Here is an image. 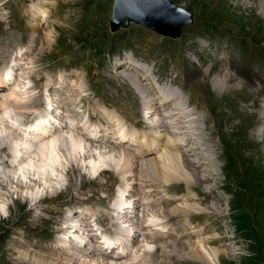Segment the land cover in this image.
Instances as JSON below:
<instances>
[{"label":"rangeland","instance_id":"1","mask_svg":"<svg viewBox=\"0 0 264 264\" xmlns=\"http://www.w3.org/2000/svg\"><path fill=\"white\" fill-rule=\"evenodd\" d=\"M56 2L57 0H0V57L7 56L8 62L12 61L21 64V67L18 70H14L15 75L17 74L18 76L19 86L14 87V89L11 88L9 90H4V93H2V95L7 94L8 96H11V98L8 102L5 99H2L3 105L0 104V116L4 115L3 112L5 109H8V118L10 120H15V122L18 123L26 122L30 116L28 112L38 106V104H31V99L37 94V92L48 82L57 83L66 79L65 81H68L69 84L64 87L67 89L71 87V85L74 87L72 86V88H70L71 94H67L66 98V103L69 102L70 105L65 102V105L62 104V99L65 98V96L63 97V93H66V90L59 92L60 104L63 105H61V110L63 111L65 108L66 111L64 109L63 114H68L67 117L73 119L76 123L74 128H72L73 131L70 128L68 131V127L65 126L66 128L59 129L49 137L47 136L40 139L42 141L39 140V142H32V147H36V144L38 143L36 150L31 152V154L28 155V158L21 162L19 169L8 172L16 173L20 168L26 165L27 170L29 167H32V164L34 165V162L31 161L35 160L37 171L34 172V175H32L31 178L34 176L38 178L40 182H32L34 183H31L34 185L32 189L27 188L24 194H20L22 195L20 198V196L15 193L7 196L6 191L5 194H1L3 189L0 186V195L5 196L4 198L0 197V208H2V211H0V264H23L25 262V264H37L38 262L41 264H53L52 260L45 256L49 253L55 257H57V255L63 257L67 255V258H72L73 256L81 258L79 263L86 261V259L94 261L98 259L102 261L103 259L100 258L102 256L99 253L93 254L92 256L83 255L80 257L81 255L79 256L76 254L71 256L68 253H60L55 247L58 245L64 247V245L67 246L69 244L67 241H70V238L64 233L61 224L64 226L66 224L64 222H70L71 217L75 216L74 221L76 222H80L79 219H82L81 221H83L84 218L85 222H87L88 219L92 224L94 223L95 226L100 224L99 219L101 216L108 213L111 215L109 204L117 188L120 190L122 189V191L130 192L129 198L132 202L136 201L135 205L137 204L140 210L137 208L135 215L136 213L138 214V211L141 214V217L139 214L137 216L141 222L138 224L141 225L144 222L152 224L160 223L158 228H160V231L163 230L165 232L168 230H176L177 227H180V236L185 237L181 241L187 240L186 238L189 236L191 242H200L206 249L219 247L221 250L226 251V254H224L223 257L217 258L211 251L207 250L211 255V259L214 261V264H251L252 261L260 262V260H263L262 262L264 264V136H261V133L256 131L258 129L256 120L259 116L264 115V109L260 106L262 100L259 98V88L256 87L257 84L250 82L253 88L247 89L245 92L240 91L244 89L243 87L216 91L213 81L214 75H220L219 72H221L220 70L222 69H220V67H215V69L210 70L211 74L210 71L208 75L204 74L207 72L206 69L211 67V63L204 62V59L208 61L212 57H216L220 60L223 56V54L217 52L215 45L224 52L229 50L241 55L244 54L246 49L251 48V46L255 49L258 47L256 50L254 48L250 49V52L257 57L264 58V53H260L264 52V13L261 6L264 4V0H163L165 6L174 9L172 14H183L184 11H187L192 15V20H194L192 24L186 23L183 26V32L181 31L182 36L178 39H171L162 36L150 29L136 24L135 22H131L126 28H121L116 32H112L110 27L113 22L118 19L121 20L123 16L128 15L126 13L128 11L125 7L126 5H124V10L118 15V10L115 11L116 0H60L58 3ZM45 3L53 4L52 9L57 10L56 12L53 11V15L51 18L49 17V20L48 18H45L47 21L45 19L43 20L45 15L43 11L45 8H48L44 5ZM56 4H58V6L55 9L54 6ZM125 4H127L126 1ZM138 9H140V7H138ZM52 19L58 20L56 28L49 27L48 22ZM51 23H54V21ZM220 24H222V26ZM219 25L220 31L217 30ZM50 29L54 30L55 41L49 46L43 42V36L44 33L48 32ZM218 33L220 36L227 38L221 41L214 40V35L219 36ZM198 34L203 36V43L200 42L203 41V39L199 40L201 37ZM234 36L236 37V41L233 44H230L229 41L232 40ZM36 40H38V51L35 50V54L31 55L30 52H32V49L28 48V46L32 44L36 45ZM115 46L120 47V49H114V52L110 51L109 54L100 57L98 56L99 52L97 51H101V49L105 48L107 52ZM127 47L132 48L133 52L128 50ZM23 51L25 52L22 54ZM185 58L193 60L196 66L193 68V74L189 77L191 81L187 80V75L188 72H190L188 71V68H191L192 63ZM215 61L216 60H213L212 64H215ZM251 61L252 60L246 61V63ZM121 62L125 63V68L123 67L117 70L116 67ZM138 63H140L139 66L144 64L141 66L140 70L143 69V71L146 72L148 71L146 70L147 68L152 67L151 69L155 71L154 75H151L153 83L152 85L150 84V86L154 89L156 88V92L158 91V88L155 85V83H157V78L162 82L161 84H164L165 82L170 81L168 78L171 76L173 79L172 83H181L184 82V78L186 79L185 84H183L185 103L186 100H188V95L194 96L192 99L196 105L194 113L189 117H185L181 113L176 115H181L179 117L184 121V128H182L183 132L180 131L179 133H173L172 135L169 134L170 138H173L181 145L178 148L181 150L175 149L174 152H179V154L185 152L183 153V158L180 156V158L177 159V162L183 163L184 159V164L189 169L187 173H189L191 177L193 176V181L184 178V175H180L181 179L170 176L172 180L174 179V184L165 185L160 181L163 176L160 175L158 170L142 167L141 164L143 163L142 160L144 158L142 159L141 157L138 161H134L135 159L132 160L130 152H133V154L135 153V156H138V151L135 149V146L128 142L113 143V141L108 140V137H111L110 139H115V137L118 136L120 137L122 131L126 133L131 141H134L135 139V141H137L136 135L139 133L146 134V137L149 138L148 140L152 139L151 141H155L157 134L161 132L159 129L156 130V128H153L152 126H146L143 124L144 121L142 120L141 112L146 105L143 106L144 104L140 103L139 97L133 89L135 86L132 85V82L130 83L128 78V74H132L129 70H132L134 67L136 68L135 65H138ZM164 63L166 64L163 67ZM2 64L5 63L0 60V65ZM120 65L122 66V63ZM160 65L162 67H160ZM217 70H219V72ZM178 71H181V73H178ZM260 73L264 79V69H260ZM136 77H138V75H136ZM23 79L24 81H22ZM234 79H232V84H230L229 87L234 86V83L240 80L239 78ZM143 87H136V89L143 94L148 86L144 83ZM48 89H50V87H48ZM100 91H102V93H100ZM11 93L13 96L15 95L17 99L14 98ZM245 93L248 94L246 95ZM103 94H106L107 97ZM84 95L86 96L84 97ZM242 96L246 98L251 97L250 99H253L254 96L257 104L251 103L245 106L240 105L237 108V113H232V110L226 106V103L233 98H239V100L244 103L252 102V100L249 99L245 100L246 98H243ZM24 101H27L26 107L25 105L23 106V104H25ZM223 101H225V103ZM5 102L6 105H4ZM11 104H14L16 108ZM7 105L10 106L8 107ZM170 106L172 107L171 110L167 109L170 110L167 114L168 121L170 120L169 114L172 113V115H175L173 111L178 110V108H174L175 105L173 106V104H171ZM70 108H72L73 113ZM25 109H28L27 112ZM138 109H141L140 112ZM20 111H22V115ZM104 114L106 115L104 116ZM110 115H113L114 118ZM159 116L160 115H158V117ZM197 118L199 121L195 124L193 121ZM0 120L2 121H0V145L9 143L16 145L14 147H17L18 144L16 141L22 139H20V135L13 127L14 125L12 121H8L5 116H2V118L0 117ZM76 120L78 122H76ZM153 120H158L157 115ZM99 122L101 125H104V128L99 125ZM113 122H115V125ZM188 122L191 123L189 124ZM143 126H145V128ZM107 127H109V129H107ZM205 127L208 129L207 134L210 137L207 139L209 143L205 147L206 151L203 148L200 149L202 144L199 145L198 143L200 147L196 146L193 150L189 149V152L187 153V149L191 148L190 145H193L194 142L197 141L196 139L202 137L203 134L199 135V137L197 135L194 138H190L188 142V136L190 137V135L186 130L190 128L189 130L194 132H198L196 131L197 129L206 131V129H204ZM83 128L86 130L90 129L94 133H97V130L101 133L104 132V139H106V137L108 139L101 140V143L100 141H91L90 143ZM173 128L178 129L177 127ZM152 129L155 130L153 131ZM9 131L13 133H10ZM64 132L65 134L69 133L70 135H73L74 133L79 137L82 136L80 138L83 140L78 138L77 141V146L81 148V153H83V150L86 148H89L87 147L90 146L89 144L95 149L93 151L94 153L91 154L93 156L85 153L87 158L85 159V166L82 169L78 166L75 170H71V172L68 171L71 161L75 158L72 159L71 155L68 156L69 145L72 140L65 141L61 140V138L59 139L60 141H55V150L51 148L54 146V139H57V137H55L57 136L56 134L59 136H65ZM108 132L109 136L106 135ZM11 134H14V139L8 138V136L12 137ZM15 136L18 138L16 139ZM47 138L53 145L51 144V147L48 148V150L46 149L47 152L45 151V153H43L39 151V153V144ZM22 141L25 142L24 140ZM184 141L185 143H183ZM100 145L105 147H109L110 145L109 148L116 150L121 154L118 156L115 154V151V153H112L113 155L109 153L98 155L99 149L97 147H101ZM127 146L129 148H124ZM208 146H212V148H207ZM226 146L228 147L227 152L224 151V147ZM127 150V154L131 159H128L129 157L127 156V158L124 154V151ZM135 150L137 152H135ZM162 151L163 150H157L154 154L147 155V158L145 159L153 160L150 157H153L158 153L161 154ZM200 151H202V153H200ZM45 156H47V160H49L50 163L53 164L55 162L52 168L44 165L46 163ZM98 157L100 158L99 161ZM212 157H217V162L214 163V161L210 160ZM11 159H13V157H11ZM101 160L104 162H101ZM116 160L117 162L115 163ZM119 160H121V162H119ZM93 161H95V163H93ZM29 163L32 164L30 165ZM92 163L94 164V167L92 166ZM104 164L106 167H104ZM97 166L100 168L99 170L96 168ZM133 166L134 168L131 172L130 167ZM125 167H127V170ZM0 168H4L1 166V163ZM50 171L54 173L53 179L47 178L46 176L42 177L43 172L49 173ZM136 174H139L140 176L138 177ZM27 175L29 174L21 173L20 178L28 181L30 179L27 178ZM127 175L128 177H126ZM145 176L148 177L146 178ZM133 178L136 180H132ZM123 179L125 181L128 180L126 181L127 183L122 181ZM161 182L164 185L161 186ZM177 182L181 183L175 184ZM134 184H136L135 186L137 187L132 190ZM15 186L16 182L12 185L13 191L16 189ZM62 187H67V189L63 192H55L56 188L61 191ZM148 188L151 189L148 190ZM32 192L34 194H31ZM175 193H178V199L174 197ZM29 197H42V200L40 201H45L43 204L39 205V201L35 204L36 202H32ZM45 197H47V199H45ZM50 198L53 199L51 200ZM59 199H63V201L59 202ZM137 200H139V202H137ZM140 200H142V202ZM145 201L148 203L143 204ZM187 203H194L193 205H197L200 210H197V212L194 213L184 214L181 217H179L180 215H176V218L172 217L173 219H164L166 220L165 222H160L162 218H166L164 214L159 215V213H164L162 211L163 208L167 210L175 204L184 205ZM241 204L246 205V208H239ZM81 207L84 208V211L79 214L77 212H80ZM145 207H151V209L153 207L154 211H143ZM59 208L60 210H58ZM156 208L158 211H156ZM89 212H92L94 215L90 214V216ZM44 213L45 215L43 216ZM155 213L158 214L156 215ZM165 213L170 214L171 212ZM50 216L56 217L57 220L66 219L67 221L65 220L58 223L50 222L48 218ZM110 225L111 223L108 221L105 227L108 232H111L110 229H108V227L110 228ZM129 227L136 233L134 246H129V248L133 249V252L136 253L132 254L133 257L131 259L124 258L121 262H125L126 264H144L145 262L147 264H206L202 258L197 256L190 249L189 244L181 245V250L171 248L174 244L173 242L177 241V239H168L165 241L166 245L171 246L167 247L169 249L162 246L157 249L158 251L156 253H153L155 251L148 253L146 248H149L152 244V246H154L155 243H148L144 236L142 237V235H138L137 229L132 223ZM189 229L191 230L189 231ZM189 232H192V234ZM22 233H28V236L22 239ZM70 233L73 234L74 231L72 230ZM81 234L83 235L82 231L77 233L76 237ZM84 235L87 236V233L84 232ZM64 238L68 240H65ZM152 240L154 241V239ZM178 241L180 240L178 239ZM21 242L24 244L22 245ZM82 245L83 244H81V247ZM68 246L70 247L71 244ZM86 246L91 247V245L84 243L82 249ZM32 248L36 249V251L31 250ZM162 249L163 251H161ZM87 250H89V248ZM51 251L54 254L51 253ZM150 259L153 260L152 263ZM113 261L115 260L111 259L107 264H116ZM64 263L65 261L59 262V264Z\"/></svg>","mask_w":264,"mask_h":264},{"label":"bare ground","instance_id":"2","mask_svg":"<svg viewBox=\"0 0 264 264\" xmlns=\"http://www.w3.org/2000/svg\"><path fill=\"white\" fill-rule=\"evenodd\" d=\"M125 1H126V3L127 4H125ZM142 1H144V0H142ZM8 3V2H7ZM11 3V2H10ZM44 3V2H43ZM48 3V2H47ZM124 5H126L125 7L127 8V10H129V11H131L132 12V14H135V13H138V14H140V15H142L143 17H147V15L150 13V11H152L153 9H154V6L153 5H151V6H149V7H145L144 8V6L143 5H146L145 3H143V2H136V0H121V5H120V8L118 9V12H119V14L118 15H120V12H122V10H124ZM262 6V11H263V13H264V4H262L261 5ZM133 7H135L136 9H138V7H140V9H138V10H140V12L139 11H137L136 9H134ZM172 8V7H171ZM157 9L158 10H160V11H163L162 10V8L161 7H157ZM14 10V9H13ZM43 13L45 14L44 15V18H43V20L45 19V18H48V20H49V17L51 18V16L53 15V10L51 11L49 8H45L44 9V11H43ZM126 13H128V11L126 12ZM42 14V13H41ZM42 16V15H41ZM40 16V17H41ZM149 16V15H148ZM171 16H172V18L171 19H169V20H173V19H176L177 18V14H171ZM128 17H129V15L128 16H126L125 18H127L128 19ZM2 19V18H1ZM46 20V19H45ZM53 20V19H52ZM52 20H50L49 22H48V24H49V27H52V28H56V24H58V20H53L54 21V23H51V22H53ZM120 19H118V21H119ZM168 20V21H169ZM47 21V20H46ZM57 21V22H56ZM199 21V20H198ZM203 21V20H202ZM42 22V21H41ZM132 22V21H131ZM217 22V21H216ZM205 23V22H204ZM215 23V22H214ZM220 23V22H219ZM225 23V22H224ZM42 24V23H41ZM51 24V25H50ZM206 24H207V22H206ZM210 26V25H209ZM217 26H218V24H217ZM215 27V26H214ZM220 31V30H219ZM54 30L53 29H50L48 32H45L44 33V36H43V42H45L46 44H48L49 46L50 45H52V43L55 41L54 40ZM214 34V33H213ZM212 34V35H213ZM216 34V33H215ZM219 34V33H218ZM187 35V34H186ZM220 35V34H219ZM211 36V35H210ZM194 38V37H193ZM37 42H38V40H36V45H29L28 46V48H31L32 49V52H30V54L31 55H34L35 54V52L36 51H38L37 50ZM228 42V41H227ZM195 43V42H194ZM256 43V42H255ZM215 44H216V42H215ZM259 44V43H258ZM9 45V44H8ZM14 45V44H13ZM194 45V44H193ZM3 46V45H2ZM12 46V45H11ZM258 46H260V45H258ZM16 47V46H15ZM196 47V46H195ZM4 48V47H3ZM254 48V47H253ZM261 48V47H260ZM264 48V47H263ZM6 49V48H5ZM8 49V48H7ZM12 49V48H11ZM255 49V48H254ZM36 50V51H35ZM256 50V49H255ZM262 50V49H261ZM9 51V50H8ZM7 52V51H6ZM11 52H12V50H11ZM25 51H23L22 52V54L24 53ZM239 53V52H238ZM260 53H264V52H260ZM259 55V54H258ZM123 57V56H122ZM127 57V56H126ZM125 57V58H126ZM129 58V57H128ZM130 59V58H129ZM0 60H2V61H6V57L5 56H2V58L0 57ZM130 61V60H129ZM160 62V61H159ZM163 63V62H162ZM166 63H167V61H166ZM166 63H164L163 64V67L165 66V64ZM125 63H122V66L121 65H119L118 67H117V70H119L120 68H123L125 65H124ZM140 63H138V65H139ZM5 65H7V63H5ZM144 65V64H143ZM143 65H141V66H143ZM136 66V65H135ZM133 67V66H132ZM144 67H146V66H144ZM148 67V66H147ZM160 67H162L161 65H160ZM12 68H14V67H12ZM125 68V67H124ZM135 68V67H134ZM130 69L129 71L132 73V74H128V78H129V81H130V83L132 82L133 84L132 85H134L135 86V88L137 87V88H140L141 86L143 87L144 86V83H145V85H147V86H149L151 83H153V81L150 79V74H151V71H149L148 69H151L150 67L149 68H147L146 70H148V71H143V69H141L140 70V68H138V67H136L135 69ZM143 68V67H142ZM166 68H167V66H166ZM212 69H215V67L213 66H211V67H209V68H207L206 70H207V72L206 73H204V74H206V75H208V73H209V71L210 70H212ZM4 70V68L3 67H1V69H0V72L1 71H3ZM21 70V69H20ZM125 71V70H124ZM218 72H219V70H217ZM221 72H219L220 73V75H214V79H213V81H214V85H215V88H216V91H223V90H225V89H238V88H240V87H243L244 89L243 90H240V91H242V92H245V90H247V89H252L253 87L251 86V84H250V82L249 81H246V80H238V82H236V83H234V86H232V87H229L230 86V84H232V79H237V77L236 76H234L233 75V73H231L230 71H228V70H220ZM138 72V73H137ZM158 72V71H157ZM25 73V72H24ZM120 73H122V72H120ZM210 74H211V71H210ZM23 75V74H22ZM136 75H138V77H136ZM162 75V74H161ZM117 76H118V74H117ZM159 76V75H158ZM164 76V75H163ZM79 77V76H78ZM155 77V76H154ZM175 77V76H174ZM23 78H25V77H23ZM9 80L10 81V79L7 77H2V76H0V100L1 99H5L7 102L10 100V98H11V96H8L7 94H4V95H2V93H4V90L7 88V87H11V86H16V85H18L19 83H18V81H15V82H13V83H7L8 81H6V80ZM61 79V78H60ZM79 79V78H78ZM114 79V78H113ZM118 79V78H117ZM121 79V78H120ZM169 79V78H168ZM176 79V78H175ZM174 79V80H175ZM234 79V80H235ZM66 80V79H65ZM61 81V82H57V83H47V87H50V90L51 91H53V92H55V93H59L60 91H63V90H66V93H63L64 95H63V97L65 96V98L64 99H62L63 100V105H65L64 104V102L66 103V101H67V94H71V92H70V88H72V86L73 85H71V87H69L68 89L66 88V87H64L65 85H67V84H69V82L68 81ZM68 80V79H67ZM22 81H24V79L22 80ZM124 81V80H123ZM128 81V82H129ZM154 81H155V79H154ZM161 82V81H160ZM168 82V81H167ZM175 82V81H174ZM74 83V82H73ZM156 84V83H155ZM81 85H82V83H81ZM154 85V84H153ZM254 85V84H253ZM76 86H77V84H76ZM74 87V86H73ZM150 87V88H149ZM144 92H143V97H145V98H148V99H146V100H148V103H147V111L145 112V114H146V117L147 116H149V114H151V116L154 118L156 115H157V123H161L159 126L158 125H153L154 127H162V128H164L165 130H167L162 136H164V137H166V139H158L157 140V142H156V145L157 146H159V145H162L163 147H164V152L162 151V153L160 154V153H158V154H156L155 156H153V157H150V158H152L153 160H149V159H145V158H147L145 155L146 154H148V153H150V152H152V151H154L155 150V148H154V144L153 143H151V144H145V142H146V134L145 135H143L142 136V140L140 141V143L141 144H145V151L142 153V154H140V157H139V155L138 156H135L134 154H133V152H130V156H132V160L133 159H135L134 161H138V160H140L139 158H141L142 157V161H143V163L141 164L142 165V167L143 168H145V167H147V168H149V169H153V170H158L159 171V173H160V175H162L163 177H162V179L160 180V181H162L165 185H169V184H172L173 183V181H174V179L172 180L171 179V177L170 176H173V177H176L177 179H181V177H180V175H184L185 177L184 178H186V179H189V180H191V181H193V179H192V177L189 175V173H187L188 172V168L185 166V164H184V159H183V163H178L177 162V159H179L180 158V156L182 157V156H184V154L183 153H185V152H181V154H179V152H177L176 153V151L174 152V151H171L172 150V148H174V146L175 145H177L178 143L173 139V138H170L169 137V133H171V132H173L174 133V130L172 129V125H173V127H177L178 129H175V131H176V133H179L180 131H182L183 132V129L182 128H184L183 126V124H184V121L181 119V117H179V116H181V115H179V116H176V115H178V112L177 111H173V113H175V115H172V113L171 114H169L170 115V120L168 121V119H167V117H168V111H170L171 110V106H170V104H172L173 102H175L176 103V106L174 107V108H177V100H179V99H182V95L179 93V92H177L176 90H170V89H165V92L163 93V95L162 94H155V92H154V90H153V87L151 88V86H149ZM256 87H257V85H256ZM80 88V87H79ZM144 88V87H143ZM142 88V89H143ZM14 89V88H13ZM12 89V90H13ZM74 89V88H73ZM78 89V88H77ZM156 89V88H155ZM24 90V89H23ZM79 90V89H78ZM83 90V89H82ZM20 91V90H19ZM75 91V90H74ZM74 91H72V92H74ZM80 91V90H79ZM239 91V92H240ZM15 92V91H14ZM17 92H18V89H17ZM25 92V91H24ZM76 92H78V91H76ZM248 92V91H247ZM6 93H7V91H6ZM21 93H23V92H21ZM238 93V92H237ZM253 93V92H252ZM257 93V92H256ZM255 93V94H256ZM12 94V93H11ZM74 94H76V93H74ZM240 94V93H239ZM246 94V93H245ZM248 94V93H247ZM246 94V95H247ZM33 95H35V94H33ZM33 95H32V97H33ZM78 95V94H77ZM238 95V94H237ZM12 96H13V94H12ZM75 96V95H74ZM83 96V95H82ZM86 95H84V97H85ZM210 96V95H209ZM241 96V95H240ZM245 96V95H244ZM14 98H16L15 97V95L13 96ZM31 97V98H32ZM62 97V98H63ZM80 97H81V95H80ZM107 97V96H106ZM210 97H212V96H210ZM237 97V96H236ZM236 97L235 98H233L232 100H230V101H228L227 103H226V106H228V108L229 109H231L232 110V113H234V114H236L237 113V108L241 105V106H245V105H248V104H257L255 101V99H253L252 100V102H250V103H244V102H242V101H240L239 100V98L238 99H236ZM243 97V96H242ZM29 98V97H28ZM27 98V99H28ZM132 98H134V97H132ZM243 98H246V97H243ZM249 98H251V97H249ZM256 98V97H255ZM17 99V98H16ZM215 99V98H214ZM241 99V98H240ZM76 100V99H75ZM74 100V101H75ZM82 100V99H81ZM134 100V99H133ZM244 100V99H243ZM12 101H13V98H12ZM17 101V100H16ZM87 101V100H86ZM187 101V100H186ZM20 102V101H19ZM25 102V101H24ZM27 102V101H26ZM26 102H25V104H23V106L25 105V107H26ZM29 102V101H28ZM61 102V101H60ZM212 102V101H211ZM224 103H225V101H223ZM21 103V102H20ZM41 103V94H36L32 99H31V104H33V105H35V104H40ZM69 103V102H68ZM68 103H66V104H68ZM92 103V102H91ZM216 103V102H215ZM61 104V105H62ZM72 104H75V103H72ZM140 104V103H139ZM242 104H244V105H242ZM261 105L260 106H262L263 107V109H264V104L263 103H260ZM4 105H6V102H5V104ZM11 105H13V107H15L14 106V104H11ZM62 105V106H63ZM68 105H70V103L68 104ZM78 105V104H77ZM82 105V104H81ZM8 107L10 106V105H7ZM7 106H4V107H7ZM21 106V105H20ZM91 106V105H90ZM89 106V107H90ZM136 106H137V104H136ZM143 106H145V104L143 105ZM173 106H174V104H173ZM1 107V106H0ZM3 107V108H4ZM18 107V106H17ZM22 107V106H21ZM33 107V106H32ZM69 107V106H68ZM80 107V106H79ZM134 107V106H133ZM259 107V106H258ZM16 108V107H15ZM137 108V107H136ZM14 109V108H13ZM62 109V108H61ZM65 109V108H64ZM64 109H63V111H64ZM71 110H72V108H70ZM76 109V108H75ZM74 109V110H75ZM144 109V108H143ZM142 109V110H143ZM167 109H170V110H167ZM197 109V108H196ZM225 109V108H224ZM22 110V109H21ZM24 110V109H23ZM26 110V112H27V110L28 109H25ZM30 110V109H29ZM84 110V109H83ZM90 110V109H89ZM93 110V109H92ZM139 110V109H138ZM141 110V109H140ZM140 110H139V112H140ZM195 110V109H194ZM15 111H17V110H15ZM65 111H66V109H65ZM82 111V110H81ZM80 111V112H81ZM106 111V110H105ZM166 111H167V113H166ZM21 112V115H22V111H20ZM77 112H79V111H77ZM110 112V111H109ZM4 113V112H3ZM29 113V112H28ZM72 113H73V110H72ZM105 113V112H104ZM263 113V112H262ZM24 114V113H23ZM66 114V113H65ZM74 114H75V112H74ZM94 114V113H93ZM98 114V113H97ZM109 114V113H108ZM117 114V113H116ZM140 114V113H139ZM193 114V113H192ZM259 114H260V111H259ZM2 115V114H1ZM68 114H66V116H67ZM73 115V114H72ZM77 115H78V113H77ZM95 115H96V113H95ZM106 114H104V116H105ZM113 115H114V113H113ZM113 115H110V116H112L113 117ZM118 115V114H117ZM158 115H160L159 117H158ZM172 115V116H171ZM3 117H4V115H2ZM2 116H0L1 118H2ZM82 116V115H81ZM80 116V117H81ZM103 116V117H104ZM109 116V115H108ZM197 116V115H196ZM195 116V117H196ZM19 117H21V116H19ZM73 117H74V115H73ZM22 118H23V116H22ZM24 118H25V116H24ZM106 118H107V116H106ZM105 118V119H106ZM114 118V117H113ZM190 118H192V117H190ZM194 118V117H193ZM26 119V118H25ZM75 119V118H74ZM81 119V118H80ZM108 119L110 120V118L108 117ZM2 120V119H1ZM0 120V121H1ZM4 120V119H3ZM6 120V119H5ZM19 120H20V118H19ZM23 120V119H22ZM73 120V119H72ZM83 120V119H82ZM81 120V121H82ZM117 120V119H116ZM188 120V119H187ZM80 121V122H81ZM112 121H113V119H112ZM118 121V120H117ZM142 121V120H141ZM199 121V119L197 118V119H195L193 122L196 124L197 122ZM257 127H258V129L256 130L257 132L259 131L260 133H261V136H264V115H262V116H259L258 118H257ZM2 122V121H1ZM76 122H78L77 120H76ZM79 122V123H80ZM104 122V121H103ZM107 122V121H106ZM105 122V123H106ZM111 122V121H110ZM147 122H149V121H147ZM183 122V123H182ZM187 122V121H186ZM43 119L41 118V119H39L38 120V122L34 125V127H35V130H40V129H46L47 130V128H45V127H43ZM84 123V122H83ZM189 124L191 123V122H188ZM187 123V124H188ZM111 124V123H110ZM113 124L115 125V122H113ZM118 124V123H117ZM83 125V124H82ZM99 125H101V123L99 122ZM84 126V125H83ZM102 127L104 126V125H101ZM101 126H100V128H101ZM198 126V125H197ZM65 127V126H64ZM85 127V126H84ZM110 127V126H109ZM109 127H107V129H109ZM144 127V126H143ZM189 127H190V125H189ZM199 127H200V125H199ZM66 128V127H65ZM76 128V127H75ZM104 128V127H103ZM103 128H101L102 130H103ZM112 128V127H111ZM152 128V127H151ZM202 128V127H201ZM68 129V131H69V128H67ZM71 129V128H70ZM79 129V128H78ZM84 129V128H83ZM106 129V128H105ZM104 129V130H105ZM106 129V130H107ZM114 129H116V128H114ZM186 129H187V125H186ZM190 129V128H189ZM186 130V131H188V134L190 135V137L188 136V142H189V139L190 138H194L195 136H197L198 135V137H199V135H202L203 134V136L202 137H200V138H198V139H196L197 141H195L194 142V144L193 145H190L191 146V148H188L187 150V153L189 152V149H195V147L196 146H199L200 144H202V146L200 147V149H204L205 150V147H206V145L209 143V141L207 140V139H209L210 137H209V135L207 134V131H208V129H206V127L204 128V129H206V131H201L200 129H197L196 131H198V132H194V131H192V130ZM203 129V130H204ZM10 130V129H9ZM72 130V129H71ZM95 130H96V128H95ZM153 130V129H152ZM155 130V129H154ZM153 130V131H154ZM156 130H158V129H156ZM34 131V130H33ZM73 131V130H72ZM77 131V130H76ZM75 131V132H76ZM10 132V131H9ZM56 132V131H55ZM67 132V131H66ZM96 132H98V130L96 131ZM100 132V131H99ZM114 132H116V131H114ZM10 133H13V132H10ZM58 133V132H57ZM104 133V132H103ZM113 133V132H112ZM129 133V132H128ZM132 133V132H131ZM138 133V132H137ZM148 133H150V132H148ZM9 134V133H8ZM31 134V132L29 133V135L28 136H25L24 135V137L25 138H27V140L25 141V142H23L22 140H15L16 141V143L18 144V146L17 147H14V146H16V145H13V144H7V143H5V144H2V145H0V157H1V166H3L4 168L3 169H1L0 168V186L2 187V189H3V191H2V193L1 194H5V191L7 192L6 194H7V196L8 195H11V194H18V196H20V198L22 197V195H20V194H24L25 193V190L28 188V189H32V187L34 186V185H32V184H34V183H32V182H35V183H39L40 181L38 180V178H36V177H34L33 176V178H31L32 177V175H34V172H36L37 170H36V165H35V160H32L31 162H34V165L32 164V163H29L30 165L32 164V167L30 168H28L27 170H26V167H27V165L26 166H23L22 168H20V170L18 171V172H16V173H8V172H10V171H15L16 169H19V167H20V165H21V162H23V160H25V159H27L28 158V155H30L31 154V152H34L35 150H36V147H38V143L36 144V147H32V145H31V143H32V141H34V139H33V137L30 135ZM56 134V133H55ZM54 134V135H55ZM59 134V133H58ZM58 134H56L57 136H55V137H57V139H54V146L53 147H51V144L52 143H50V140L47 138V139H45V140H43V142L42 143H40L39 145H40V148H39V150H38V152L39 151H41V152H43V153H45V151L47 152V150H48V148H53L54 150H55V141L56 140H58V141H60L59 139H61V140H72V141H70V145H69V153H68V156L69 155H71V157H72V159H73V161H71V164H70V168H68V171L69 172H71V170H75L76 169V167H80L81 169L85 166V159L87 158V155L86 154H90V156H93V155H91V154H93L94 152V150L95 149H93L92 148V146H91V144H89L90 146H87V147H89L88 149L86 148L85 150H83V153H81V148H79L77 145V141H78V138H80V137H82V136H78V135H75L74 133H73V135H70L69 133L68 134H65V132H64V134H65V136H59ZM72 134V133H71ZM76 134H78V133H76ZM121 134V133H120ZM136 134V133H135ZM140 134V133H139ZM138 134V135H139ZM184 134V133H183ZM12 135V137H9L8 136V138H12V139H14V134H11ZM61 135H62V131H61ZM107 136H109V132H108V134H106ZM133 135V134H132ZM131 135V136H132ZM153 135V134H152ZM172 135V134H171ZM84 136V135H83ZM114 136H116V135H114ZM149 136V135H148ZM175 136V135H174ZM178 136V135H177ZM16 137V136H15ZM49 137V136H48ZM89 140H90V143H91V141H99L100 140V138L99 139H92L88 134H87V136H86ZM113 137V136H112ZM121 137H125L123 134L121 135ZM18 137H16V139H17ZM109 139L111 138V137H108ZM107 137H106V139L105 140H107L108 139ZM132 138V137H131ZM20 139H21V137H20ZM81 139V138H80ZM147 139H149L148 137H147ZM151 139V138H150ZM201 139V140H200ZM204 139V140H203ZM40 140V139H39ZM39 140H38V142H39ZM81 140H83V139H81ZM85 140V139H84ZM136 140V139H135ZM134 140V141H135ZM137 140H138V138H137ZM152 140V139H151ZM193 140V139H192ZM191 140V141H192ZM199 140V141H198ZM40 141H42V140H40ZM57 141V142H58ZM86 141V140H85ZM103 141V140H102ZM111 141H113V143L114 142H116V143H122L121 141H117L116 139H111ZM10 142V141H9ZM52 142V141H51ZM82 142V141H81ZM107 142H109V141H107ZM61 143V142H60ZM62 143H63V141H62ZM80 143V142H79ZM84 143H86V142H84ZM98 143V142H97ZM96 143V144H97ZM100 143H101V141H100ZM127 143V142H126ZM128 143H130V142H128ZM183 143H185V141L183 142ZM182 143V144H183ZM198 143H199V145H198ZM99 144V143H98ZM111 144V143H110ZM196 144V145H195ZM53 145V144H52ZM59 145V144H58ZM57 145V146H58ZM64 145V144H63ZM67 145V144H66ZM93 145V144H92ZM104 145H105V143H104ZM124 145V144H123ZM99 146V145H98ZM101 146V145H100ZM106 146H108V145H106ZM112 146H114V145H112ZM131 146V145H130ZM189 146V147H190ZM65 147V146H64ZM67 147V146H66ZM109 147H110V145H109ZM109 147H105V146H101V147H97L98 149H99V153H98V155H101L102 153H109V154H112V153H115V151L116 150H113V149H111V148H109ZM122 147V146H121ZM212 148V146H208L207 148ZM62 148V147H61ZM119 148V147H118ZM124 148H129L128 146L127 147H124ZM182 148V147H181ZM187 148V147H186ZM47 149V150H46ZM59 149V148H58ZM67 149V148H66ZM97 149V150H98ZM120 149V148H119ZM131 149V148H130ZM129 149V150H130ZM197 149V148H196ZM177 150H181V149H177ZM185 150V149H184ZM213 150H214V148H213ZM80 151V152H79ZM206 151V150H205ZM224 151L225 152H227V148L226 147H224ZM135 152H137L136 150H135ZM15 153H17L18 155L17 156H15V158L12 160L11 159V157H14V155H15ZM40 153V152H39ZM64 153V152H63ZM86 153V154H85ZM97 153V152H96ZM96 153H95V155H96ZM128 153V150L127 151H124V154H125V156L128 158V159H131L130 158V156L127 154ZM165 153H167V154H165ZM200 153H202V151H200ZM214 153H215V151H214ZM48 154V153H47ZM116 155H120L119 153H118V151H116V153H115ZM154 154V153H153ZM162 154H165V155H162ZM108 155V154H107ZM113 155V154H112ZM33 156V155H32ZM58 156V155H57ZM46 157V158H45ZM44 158L46 159L45 160V164L44 165H46V167L47 166H49L50 168H52L53 167V164L55 163H50L49 162V160H47V156H45ZM88 157H89V155H88ZM101 157V156H100ZM30 158V157H29ZM51 158H53V157H51ZM94 158V157H93ZM99 158V157H98ZM102 158V157H101ZM117 158V157H116ZM183 158V157H182ZM11 159V160H10ZM59 159V158H58ZM102 159H104V158H102ZM118 159V158H117ZM226 158H225V153H224V160H225ZM51 160V159H50ZM54 160H55V158H54ZM53 160V161H54ZM100 160V158L98 159V161ZM105 160V159H104ZM115 160V159H114ZM113 160V161H114ZM210 160H212V161H214V163L215 162H217V160H218V158L217 157H212ZM123 161V160H122ZM127 161V160H126ZM101 162H104L103 160H101ZM107 162H109V161H107ZM111 162H112V160H111ZM117 162V160L115 161V163ZM119 162H121V160H119ZM129 162V161H128ZM141 162V161H140ZM93 163H95V161H93ZM92 163V166L94 165ZM28 164V165H29ZM99 164V163H98ZM111 164V163H110ZM130 164V163H129ZM136 164V163H135ZM138 164V163H137ZM29 165V166H30ZM77 165V166H76ZM95 165H97V164H95ZM105 165V164H104ZM103 165V166H104ZM131 165V164H130ZM66 166V165H65ZM98 166H100V165H98ZM98 166L96 167L98 170L100 169V168H98ZM109 166V165H108ZM107 166V167H108ZM129 166V165H128ZM132 166V165H131ZM67 167V166H66ZM94 167V166H93ZM102 167V166H101ZM104 167H106V165L104 166ZM111 167V166H110ZM79 168V169H80ZM95 168V169H96ZM131 169H130V171L132 172L133 171V168H134V166L133 167H130ZM31 169V170H30ZM55 169V168H54ZM61 169H63V168H61ZM111 169H113V168H111ZM119 169V168H118ZM125 169L127 170V167H125ZM7 171V172H5V171ZM52 170V169H51ZM56 170V169H55ZM54 170V171H55ZM68 171H67V173H68ZM93 171V170H92ZM117 171V170H116ZM33 172V173H32ZM45 172V171H44ZM43 172V174H42V177H44V176H46L47 178H51V179H53L54 177H53V172L52 171H50L49 173H44ZM101 172V171H100ZM191 172H192V170H191ZM21 173H26V174H29V175H27V178H29L30 180H24L23 178L21 179L20 178V174ZM39 173V172H38ZM93 173V172H92ZM98 173H99V171H98ZM118 173V172H117ZM123 173V172H122ZM135 173V172H134ZM168 173V174H167ZM37 174V173H36ZM97 174V173H96ZM125 174H127V173H125ZM144 174H145V172H144ZM170 174V175H169ZM193 174V173H192ZM196 174H198V173H196ZM91 175V174H90ZM135 175V174H134ZM137 175V174H136ZM36 176V175H35ZM92 176H93V174H92ZM95 176V175H94ZM131 176V175H130ZM138 177L140 176L139 174L137 175ZM113 177V176H112ZM120 177V176H119ZM126 177H128V175L126 176ZM136 177V176H135ZM137 177V178H138ZM143 177V176H142ZM146 178L148 177V176H145ZM151 177V176H150ZM149 177V178H150ZM104 178V177H103ZM106 178V177H105ZM115 178V177H114ZM122 178V177H121ZM131 178V177H130ZM156 178V177H155ZM124 179H127V178H124ZM122 180V181H124V182H126V181H128V180ZM144 179V178H143ZM132 180H136L135 178H133ZM142 180V179H141ZM155 180V179H154ZM158 180V179H157ZM42 181V180H41ZM121 181V182H122ZM175 181H176V179H175ZM16 182V186H15V188L16 189H14V191L12 190L13 188H12V185H13V183H15ZM132 182V181H131ZM130 182V183H131ZM136 182V181H135ZM150 182V181H149ZM162 182H161V186L162 185H164V184H162ZM32 183V184H31ZM109 183V182H108ZM115 183V182H114ZM127 183V182H126ZM142 183V182H141ZM178 183H181V182H177V183H175V184H178ZM31 184V185H30ZM104 184V183H103ZM132 184V183H131ZM174 184V183H173ZM38 185V184H37ZM92 185V184H91ZM106 185V184H105ZM136 184H134L133 185V188H135L136 186H135ZM144 185V184H143ZM185 185V184H184ZM31 186V187H30ZM68 186H69V183H68ZM131 187V186H130ZM138 187H139V185H138ZM145 187V186H144ZM178 187V186H177ZM187 187V186H186ZM94 188V187H93ZM65 189H67V187H62V190L61 191H59L60 189H58V188H56V190H55V192H63ZM143 189V188H142ZM151 189V188H150ZM149 188H148V190H150ZM171 189V188H170ZM173 189V188H172ZM176 189V188H175ZM201 189V188H200ZM54 190V189H53ZM122 190V189H121ZM125 190V189H124ZM139 190V189H138ZM100 191H101V189H100ZM141 191V190H140ZM146 191V190H145ZM145 191H142V192H145ZM151 192V191H150ZM156 192V191H155ZM213 192V191H212ZM211 192V193H212ZM27 193H29V192H27ZM54 193V192H53ZM78 193H80V192H78ZM132 193V192H131ZM146 193H147V191H146ZM152 193V192H151ZM150 193V194H151ZM31 194H34L33 192L31 193ZM50 194V193H49ZM77 194V193H76ZM98 194V193H97ZM124 194V193H123ZM133 194V193H132ZM142 194V193H141ZM149 194V193H148ZM153 194V193H152ZM205 194V193H204ZM208 194H209V192H208ZM207 194V195H208ZM100 195V194H99ZM79 196V195H78ZM130 196V195H129ZM155 196H157V195H155ZM0 197H2V198H4L5 196H1L0 195ZM10 197H12V196H10ZM83 197V196H82ZM93 197V196H92ZM98 197V196H97ZM135 197V196H134ZM149 197H150V195H149ZM153 197V196H152ZM151 197V198H152ZM164 197V196H163ZM175 197V196H174ZM179 197V196H178ZM181 197V196H180ZM8 198V197H7ZM18 198V197H17ZM30 198V197H29ZM100 198V197H99ZM107 198V197H106ZM112 198V197H111ZM141 198H143V197H141ZM170 198H172V197H170ZM186 198V197H185ZM200 198V197H199ZM202 198H204V197H202ZM45 199H47V197H45ZM51 200L53 199V198H50ZM137 199V198H136ZM148 199V198H147ZM164 199V198H163ZM162 199V200H163ZM174 199V198H173ZM178 199V198H177ZM19 200V199H18ZM30 200L32 201V202H36L35 204H37L38 203V201H39V205H41V204H43V202L45 201V200H43V201H40V200H42V197L41 198H39V197H37V198H34V197H31L30 198ZM105 200V199H104ZM125 200H126V202L125 203H130L129 201H128V199L127 198H125ZM145 200V199H144ZM161 200V199H160ZM159 200V201H160ZM168 200V199H167ZM166 200V201H167ZM175 200V199H174ZM190 200V199H189ZM85 201V200H84ZM141 202H142V200H140ZM156 201V200H155ZM164 201V200H163ZM169 201V200H168ZM19 202V201H18ZM66 202V201H65ZM92 202V201H91ZM90 202V203H91ZM96 202V201H95ZM98 202V201H97ZM136 202V201H135ZM134 202V203H135ZM105 203V202H104ZM148 203V202H147ZM150 203V202H149ZM144 204V203H143ZM152 204V203H151ZM168 204V203H167ZM194 204V203H193ZM192 203L191 204H184V205H179V204H175L174 206H171L170 207V209H164L163 208V212L164 213H159V215H165V217L166 218H162V220H164V219H169V218H172V217H177L176 215H180L179 217H181V216H183L184 214H189V213H194V212H197V210H200V209H198L199 207L197 206V205H193ZM23 205V204H22ZM49 205V204H48ZM76 205V204H75ZM137 205V204H136ZM158 205H159V203H158ZM52 206V205H51ZM56 206V205H55ZM99 206V205H98ZM101 206V205H100ZM152 206V205H151ZM54 207V206H53ZM88 207V206H87ZM92 207V206H91ZM156 207V206H155ZM242 207H244V208H246V205H243ZM37 208V207H36ZM40 208V207H39ZM62 208V207H61ZM63 209V208H62ZM65 209H66V207H65ZM64 209V210H65ZM74 209V208H73ZM92 209V208H91ZM96 209H98V208H96ZM139 210H140V208H138ZM152 209H153V207H152ZM151 209V207H148V208H144V210L143 211H146V212H150V211H154V209L152 210ZM157 209V208H156ZM40 210V209H39ZM43 210H45V209H43ZM58 210H60V208L58 209ZM70 210V209H69ZM137 210V209H136ZM142 210V209H141ZM109 211V210H108ZM156 211H158V209L156 210ZM162 211H160V212H162ZM43 212V211H42ZM50 212V211H49ZM69 212V211H68ZM71 212V211H70ZM74 212V211H73ZM165 212H171L170 214H167V213H165ZM63 213V212H62ZM111 213V212H110ZM40 214V213H39ZM90 214H93L92 212H89V215ZM99 214V213H98ZM138 214H139V216L141 217V214L139 213V211H138ZM138 214L136 213V215H134V216H131V217H129V218H127L126 220L129 222V221H131L132 220V224L133 225H135V227H136V229H137V232H138V235H142V234H144L145 235V240L148 242V243H150V242H154L155 243V245L154 246H150L149 248H146V250H148V251H151L152 250V252L153 251H155V252H153V253H156L158 250V248L159 247H162V246H164L165 248H167V247H171V246H168V245H166L165 244V241L166 240H168V239H177V241H175V242H173L174 244H173V246L171 247V248H174V249H176V250H181V245H185V244H189V246H190V249L197 255V256H199L200 258H202L204 261H205V263L206 264H214V261L211 259V255L207 252V250H209V251H211L212 252V254L215 256V257H217V258H221V257H223L224 256V254H226V251H223V250H221V248H213V249H206V248H204L202 245H201V243L200 242H191L190 240H189V236L186 238L187 240H184V241H181L183 238H185V237H182V236H180V234H181V232L179 231V228L177 227V225H176V227H174V228H176V230H172V231H169L168 230V232L167 233H161V232H159V230H158V227H156L157 226V224H150V223H146V222H144V223H142L141 225L140 224H138V223H141L140 222V220H139V217H137L138 216ZM150 214V213H149ZM156 214V213H155ZM155 214H154V216H155ZM158 214V213H157ZM156 214V215H157ZM45 215V213L43 214V216ZM50 215V214H49ZM71 215V214H70ZM94 215V214H93ZM54 216V215H53ZM53 216H50V217H48L49 218V221L50 222H56V223H58V222H63V221H65L66 219H63V220H57L56 219V217H53ZM85 216V215H84ZM91 216V215H90ZM97 216V215H96ZM101 216V215H100ZM125 217H128L127 216V213H125V215H124ZM151 216H152V214H151ZM74 217L75 216H73V217H71V220H73L74 219ZM81 217V216H80ZM95 217V216H94ZM98 217V216H97ZM143 217V216H142ZM70 219V218H69ZM78 219V218H77ZM85 219V218H84ZM83 219V221H81L82 219H79L80 220V222L79 223H81V227H85V229H86V231H87V236L86 235H79L78 236V242H80V244L78 243V242H76L75 243V240L73 239V238H71V236L69 237L70 239H72V241H67L69 244H71V246L69 247L68 245V247L66 246V245H64V247H62V246H60V245H58L57 247H55V249L57 250V251H59L60 253H68L69 255H71V256H73L74 254H76V255H81L80 257H82L83 255H87V256H92L93 254H100L102 257H100L101 259H103L102 261L101 260H96V261H94V260H89V259H86V261H82V262H80L79 263V261H81V258H77V257H75V256H73L72 258H74V259H72L71 257H69V258H71V259H69V258H67V255H65V257H63V256H61V255H57V257H55V256H53V255H51L49 252V254L48 255H45V256H47L48 258H50L51 260H52V262H53V264H59V262L60 261H65V263L64 264H107V262H109L111 259H113V260H115V261H113V262H115L116 264H126L125 262H121V260L122 259H124V258H132L133 256H132V254L133 253H136V252H133V249H131V248H129V245L128 244H126V243H124L122 240H121V236L119 237L120 238V240H121V242H120V244L117 246V248L120 250L121 249V251H122V254H119L118 252H116V249H112V250H105V249H103L102 248V246L100 245V241H99V236L95 233V230L92 228V226L90 225V224H87L86 222H85V220ZM143 219V218H142ZM173 219V218H172ZM182 219V218H181ZM92 220V219H91ZM67 221V220H66ZM90 221V220H89ZM143 221V220H142ZM164 221H166V220H164ZM91 222V221H90ZM161 222V221H160ZM179 222V221H178ZM181 222V221H180ZM65 223V222H64ZM94 224V223H93ZM180 224V223H179ZM183 225V224H182ZM181 225V226H182ZM52 226H53V224H52ZM164 226V225H163ZM57 227V226H56ZM133 227V226H132ZM192 227V226H191ZM196 227V226H195ZM61 228H64V226H63V224H61ZM109 228V227H108ZM169 228V227H168ZM68 229H72V227L71 226H66L65 228H64V231H66V230H68ZM171 229V228H170ZM55 230V229H54ZM126 230V229H125ZM191 229H189V231H190ZM24 231V230H23ZM79 229H75L74 230V235H77V233H79ZM188 232V231H187ZM40 233V232H39ZM190 234H192V232H189ZM23 234V238L22 239H24V238H26L28 235V233H22ZM30 234V233H29ZM53 234V233H52ZM66 234V233H65ZM64 234V235H65ZM166 234V235H165ZM128 235V234H127ZM31 236V235H30ZM50 236V235H49ZM62 236H63V234H62ZM67 236V235H66ZM143 236V235H142ZM48 237V236H47ZM135 237H136V234H135V236L132 238V240H131V244H130V246L132 247V246H134V241H135ZM30 238V237H29ZM80 238V239H79ZM40 239V238H39ZM44 239V238H43ZM65 239V238H64ZM152 239H154V241L152 240ZM178 239L180 240V241H178ZM55 240V239H54ZM65 240H68V239H65ZM144 240V241H145ZM222 240H224V239H222ZM57 241V240H56ZM106 242H107V244L108 245H113L115 242H113V241H111V240H105ZM169 241H171V240H169ZM42 242H43V240H42ZM62 242V241H61ZM90 242V243H89ZM24 243H25V241H24ZM24 243H22L21 242V244L23 245ZM60 243V242H59ZM84 243H86V244H89V245H91V247H89V246H86V247H84V249H82V247H83V245H84ZM27 244V243H26ZM32 244V243H31ZM36 244V243H35ZM65 244V243H64ZM81 244H83L82 245V247H81ZM144 244V243H143ZM33 245V244H32ZM66 246V247H65ZM141 246H143V245H141ZM148 246V245H147ZM206 247V246H205ZM52 248H53V246H52ZM89 248V250H87ZM142 248V247H141ZM164 248V249H165ZM43 249V248H42ZM82 249V250H81ZM145 249V248H144ZM167 249H169V248H167ZM31 250H35L36 251V249H34V248H32ZM48 250V249H47ZM138 250H140V249H138ZM141 250H143V249H141ZM45 251H46V249H45ZM49 251V250H48ZM136 251V250H135ZM161 251H163V249L161 250ZM168 251V250H167ZM28 252V251H27ZM144 252V251H143ZM147 252V251H146ZM39 253V252H38ZM51 253H53L52 251H51ZM56 253H58V252H56ZM116 253H118L117 255H116ZM148 253H151V252H148ZM162 253V252H161ZM172 253V252H171ZM175 253V252H174ZM29 254V253H28ZM35 254V253H34ZM44 254V253H43ZM54 254V253H53ZM59 254V253H58ZM144 254V253H143ZM164 254V253H163ZM168 254V253H167ZM138 255V254H137ZM146 255V254H145ZM26 256H27V253H26ZM153 256H154V254H153ZM156 256V255H155ZM40 257V256H39ZM97 257V256H96ZM192 257V256H191ZM23 258V257H22ZM35 258V257H34ZM86 258V257H85ZM109 260H108V259ZM140 258H141V256H140ZM152 258V257H151ZM158 258V257H157ZM156 258V259H157ZM161 258V257H160ZM149 259V258H148ZM153 259V258H152ZM150 259L151 260V263H152V261L153 260H155V259ZM105 260V261H104ZM136 260V259H135ZM138 260H139V257H138ZM145 260V259H144ZM158 260V259H157ZM162 260V259H161ZM199 260V259H198ZM198 260H194V261H198ZM38 261V260H37ZM36 261V262H37ZM45 261V260H44ZM126 261V260H125ZM147 261H149V260H147ZM23 262V261H22ZM41 262V261H40ZM50 262V261H49ZM143 262V261H142ZM26 263V262H25ZM25 263H23V264H25ZM149 263V262H148ZM159 263V262H158ZM165 263V262H164ZM202 263H203V261H202ZM18 264V263H17ZM34 264V263H33ZM36 264V263H35ZM37 264H41V263H37ZM47 264V263H46ZM135 264V263H134ZM141 264V263H140ZM144 264H147L146 262L144 263Z\"/></svg>","mask_w":264,"mask_h":264},{"label":"water","instance_id":"3","mask_svg":"<svg viewBox=\"0 0 264 264\" xmlns=\"http://www.w3.org/2000/svg\"><path fill=\"white\" fill-rule=\"evenodd\" d=\"M136 2H143L146 5H143L145 7H149L151 5L154 6V9L150 11V13L147 15V17H143L142 15L135 13L132 14L131 11L128 10V19L125 18L128 15H125L121 18V20H116L111 25V28L113 31L119 30L122 27H126L129 25L131 21L141 23L145 25L146 27L153 28L157 30L158 32L162 34H166L169 36L177 37L181 33V28L184 24L192 22L193 18L192 15L184 11L183 14H177V18L173 20H169L172 18L171 14L174 11V9L168 8L163 3V0H136ZM121 0H116L115 2V11H117L120 8ZM157 7H161L163 11H160L157 9ZM136 9L135 7H133ZM140 12V10L136 9ZM130 12V14H129ZM126 14V13H125ZM169 20V21H168Z\"/></svg>","mask_w":264,"mask_h":264},{"label":"trees","instance_id":"4","mask_svg":"<svg viewBox=\"0 0 264 264\" xmlns=\"http://www.w3.org/2000/svg\"><path fill=\"white\" fill-rule=\"evenodd\" d=\"M226 148H228L227 146H226ZM244 204H241L240 206H239V208H243L242 206H243ZM263 261V260H262ZM261 260H260V262L258 261H252V263L251 264H263V262H262Z\"/></svg>","mask_w":264,"mask_h":264},{"label":"snow or ice","instance_id":"5","mask_svg":"<svg viewBox=\"0 0 264 264\" xmlns=\"http://www.w3.org/2000/svg\"><path fill=\"white\" fill-rule=\"evenodd\" d=\"M0 211H2V208H0Z\"/></svg>","mask_w":264,"mask_h":264}]
</instances>
